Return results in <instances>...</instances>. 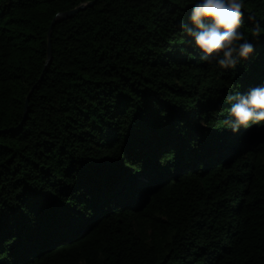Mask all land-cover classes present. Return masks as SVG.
Masks as SVG:
<instances>
[{"label":"trees","instance_id":"trees-1","mask_svg":"<svg viewBox=\"0 0 264 264\" xmlns=\"http://www.w3.org/2000/svg\"><path fill=\"white\" fill-rule=\"evenodd\" d=\"M93 1L0 0V264H264V126L222 103L264 85V0L234 70L181 35L187 0L60 19Z\"/></svg>","mask_w":264,"mask_h":264},{"label":"clouds","instance_id":"clouds-1","mask_svg":"<svg viewBox=\"0 0 264 264\" xmlns=\"http://www.w3.org/2000/svg\"><path fill=\"white\" fill-rule=\"evenodd\" d=\"M191 9L187 19H180L181 35L189 38L199 52L203 63L219 70H234L246 62L254 52V44L241 31L245 0H187ZM251 35L264 34V25L255 15L248 16ZM222 103L228 105L223 127L233 135L241 129L264 126V85L249 88L247 92H230Z\"/></svg>","mask_w":264,"mask_h":264},{"label":"water","instance_id":"water-1","mask_svg":"<svg viewBox=\"0 0 264 264\" xmlns=\"http://www.w3.org/2000/svg\"><path fill=\"white\" fill-rule=\"evenodd\" d=\"M96 0H94L93 2L91 3H87V4H82V5H79L78 7H76L74 10L72 11H69L67 13H64L62 15H59L60 16V19L63 20V19H66V18H69L73 15H75L76 13L88 8V7H91L94 5ZM54 24V21L51 23L49 29H48V41H47V44H48V59L50 58V47H49V43H50V36H51V29H52V26ZM27 104V99L25 101V106Z\"/></svg>","mask_w":264,"mask_h":264}]
</instances>
